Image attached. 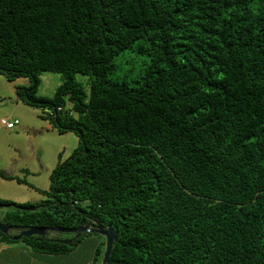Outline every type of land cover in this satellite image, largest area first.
<instances>
[{"label":"trees","instance_id":"obj_1","mask_svg":"<svg viewBox=\"0 0 264 264\" xmlns=\"http://www.w3.org/2000/svg\"><path fill=\"white\" fill-rule=\"evenodd\" d=\"M136 44L143 69L114 79ZM0 73L79 137L46 200L0 197L8 224L113 226L108 264H264V0H0ZM0 234L47 254L82 237Z\"/></svg>","mask_w":264,"mask_h":264},{"label":"crops","instance_id":"obj_2","mask_svg":"<svg viewBox=\"0 0 264 264\" xmlns=\"http://www.w3.org/2000/svg\"><path fill=\"white\" fill-rule=\"evenodd\" d=\"M0 82H2L0 88L4 87L3 90L0 89V93L5 97H0L2 102L0 111H5L0 116V131H9L8 135L0 136V197L18 204H24L25 202L36 204L40 199H43V195L49 190L46 188L50 186V181L47 182L43 179L30 183L31 181L29 182L24 177L21 178L20 170L25 171L28 167H22L18 158L24 155L26 149L37 152V148L32 145V141L36 136L38 134L42 135L46 129L57 130V128L48 116V109L29 106L19 96L18 90L30 84L29 78L20 77L9 80L4 74L0 73ZM39 109L42 111L41 114ZM14 114H23V122L20 121L13 128L6 127L1 120L10 115L9 121H13ZM37 119L42 121L38 125ZM35 175L38 176L37 173ZM32 188L35 195L31 194ZM22 229L24 228L13 226L12 234L17 235ZM85 243L86 241L70 252L47 254L35 251L24 241L7 242L0 234V264H90L94 261L97 241L92 240L87 249Z\"/></svg>","mask_w":264,"mask_h":264},{"label":"rangeland","instance_id":"obj_3","mask_svg":"<svg viewBox=\"0 0 264 264\" xmlns=\"http://www.w3.org/2000/svg\"><path fill=\"white\" fill-rule=\"evenodd\" d=\"M138 51V44L135 45L134 48L128 49L122 52L116 59V71L112 74L114 79L123 80L126 79L130 82H133L137 77V74L143 69L144 60L146 56ZM4 78V77H2ZM77 79L86 84V87L89 88V76L83 73L77 74ZM62 75L59 72L53 71H45L41 75V82L38 88V94L43 96L51 97L55 94L57 88L62 83ZM2 82H0V86ZM4 87L0 89L3 90ZM1 98H5L3 94L0 93ZM2 102L0 101V104ZM39 112L41 114L42 111ZM5 113V111H0V116ZM17 113V111H16ZM7 115V114H6ZM40 116V115H39ZM9 117V118H6ZM1 120L4 121L9 120L10 115L6 116ZM23 114H14L12 120L14 118H18L21 122H23ZM41 118V116H40ZM37 125L42 121L37 119ZM45 132L41 135L38 134L36 138L32 141V145L37 148V152L32 150L28 151L26 149L24 155L19 156L20 165L27 166L28 168L25 171L19 172L20 177H24L30 183H35L45 179V181H50V186H47L46 189H50L52 184V172L54 168L61 162L68 159L72 153L79 146V137L73 131L59 132L57 130H44ZM0 136L4 134H9V131H0ZM38 174L36 176L35 174ZM51 175V176H50ZM32 195H35L34 189L32 188ZM45 195V196H44ZM43 195V199H40L39 202H42L47 199V194ZM13 202V201H12ZM17 203V202H14ZM29 203L25 202L23 205H28ZM18 212V208L13 204L9 206H0V222L8 224V220ZM51 237L61 236L63 240H73L76 236L75 233L65 232H52L49 234ZM97 241V247H103L106 242V238L104 235L99 233H83L81 237V241L78 243H84L86 241V249L90 246L91 242ZM77 245V246H78ZM84 246V248H85ZM96 247V249H97ZM106 248V246H105Z\"/></svg>","mask_w":264,"mask_h":264},{"label":"water","instance_id":"obj_4","mask_svg":"<svg viewBox=\"0 0 264 264\" xmlns=\"http://www.w3.org/2000/svg\"><path fill=\"white\" fill-rule=\"evenodd\" d=\"M5 206H9L6 204ZM21 210L35 211L37 210L36 206H20ZM13 226L11 224H6L0 222V231L10 235L15 240H20L23 237H31L33 235L48 236L50 232H71L75 233L76 236L73 240H63L61 241L64 244H70L72 241L78 239L84 232L99 233L105 236L106 238V248L101 264H108L112 254L113 246L115 239L117 237V231L113 226H96L92 227L90 225L81 226L77 228H59V227H44V226H31L28 228L22 229L17 235L12 234Z\"/></svg>","mask_w":264,"mask_h":264},{"label":"built area","instance_id":"obj_5","mask_svg":"<svg viewBox=\"0 0 264 264\" xmlns=\"http://www.w3.org/2000/svg\"><path fill=\"white\" fill-rule=\"evenodd\" d=\"M58 109H61V107H59ZM19 123H20V120H19V119H15V120H13V121H9V120L4 121V125H5L6 127H8V128H13V127H15L17 124H19Z\"/></svg>","mask_w":264,"mask_h":264},{"label":"flooded vegetation","instance_id":"obj_6","mask_svg":"<svg viewBox=\"0 0 264 264\" xmlns=\"http://www.w3.org/2000/svg\"><path fill=\"white\" fill-rule=\"evenodd\" d=\"M52 232H50L49 234H51ZM60 234V233H59ZM49 236V235H48Z\"/></svg>","mask_w":264,"mask_h":264}]
</instances>
